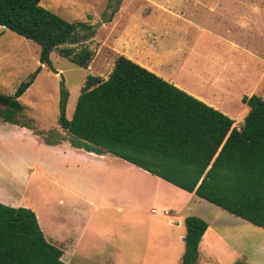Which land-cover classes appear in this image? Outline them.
Listing matches in <instances>:
<instances>
[{
    "label": "crops",
    "instance_id": "0c3cea01",
    "mask_svg": "<svg viewBox=\"0 0 264 264\" xmlns=\"http://www.w3.org/2000/svg\"><path fill=\"white\" fill-rule=\"evenodd\" d=\"M142 4L166 15V23L159 27L144 24L143 32L136 24L126 23L128 38L123 44V34L118 40L120 49L119 45L113 47L112 63L118 55L127 56L232 116L234 125L240 128L248 111L243 97L261 96L264 91V0H142ZM4 123L0 122V175L3 168L7 169L31 187V176L41 174L46 188L44 198L39 197L42 184L38 183L32 190L36 198L26 204L13 179H5L6 185L0 182V202L14 207L31 206L46 239L62 249V259L67 264H91V254L101 247V209L103 214H110L104 218H115V211L122 212L121 218H132L136 202L149 198V187L143 182L135 184L134 168L167 185L156 191L153 199L163 209L174 212L171 216L161 210L156 213L165 219V227H160L157 235L163 238L169 254H175L171 259L174 264L182 263L185 218L190 215L199 216L208 224L199 243L196 264L260 263L264 227L115 154H97L75 147L68 136L56 145L47 144L27 126ZM7 134L22 135L23 142L35 144L34 151L23 152L17 143L9 145ZM7 158H12L11 166L6 163ZM70 165L77 176L71 180L66 176ZM86 167L93 177L86 179L82 174ZM11 190L16 193L12 195ZM70 194L79 200L76 215L64 209ZM120 237L126 239L130 235L123 233ZM118 248L107 254L114 256Z\"/></svg>",
    "mask_w": 264,
    "mask_h": 264
},
{
    "label": "trees",
    "instance_id": "16d2710c",
    "mask_svg": "<svg viewBox=\"0 0 264 264\" xmlns=\"http://www.w3.org/2000/svg\"><path fill=\"white\" fill-rule=\"evenodd\" d=\"M108 8L101 23L111 22L118 11L112 2ZM0 25L41 46L40 66L14 93L0 92V119L35 131L22 119L25 107L19 97L43 65L57 72L51 59L54 50L87 68L96 55L87 41L97 28L85 20L71 21L42 6L41 0H0ZM69 96L63 78L58 122L73 146L115 154L264 227L262 96L243 97L248 111L238 128L223 111L123 54L117 56L107 79L88 75L71 118ZM37 134H45V142L52 145L66 139L54 131V138L46 132ZM185 224L181 264H196L208 224L195 215L187 216ZM62 255V249L46 239L33 209L0 202V264H67Z\"/></svg>",
    "mask_w": 264,
    "mask_h": 264
},
{
    "label": "rangeland",
    "instance_id": "374dc122",
    "mask_svg": "<svg viewBox=\"0 0 264 264\" xmlns=\"http://www.w3.org/2000/svg\"><path fill=\"white\" fill-rule=\"evenodd\" d=\"M111 2L118 7V11L111 22L101 23L103 12L105 10L110 11L108 5ZM41 5L71 21L85 20L97 28L96 35L87 41L91 49L98 51V55H95L89 68L76 64L69 58L62 56L58 50H54L51 53V59L57 72H54L47 65H43L35 82L23 96L19 97L25 107L22 119L35 129L34 133L46 132L49 138H54L51 135V132L54 131L56 134H61L62 137H67L68 134L58 122L61 80L64 78L70 91L67 116L71 117L76 99L86 83L88 75L92 74L104 79L112 71L111 69L114 67L112 59L114 60L113 53H115L113 47L119 45L118 40L123 34V44H125V39L128 38L125 35L126 23L136 24L142 30L144 24L151 27H159V25L165 24L167 16L155 11L151 8L152 6L142 4V0H121L120 2L119 0H41ZM40 48L39 43L0 25V92L14 93L19 84L40 66ZM118 48L120 49V45ZM261 96L264 99V91H261ZM0 122L4 123L1 119ZM237 123H239V120H237ZM38 135L43 138L46 136L45 134ZM6 139L9 145L17 143L19 149L23 152L26 150H28V153L34 151L35 144L30 141L23 142L22 135L7 134ZM9 153L10 156L13 155L11 151ZM11 159H6L9 166L12 164ZM2 170L3 172L0 175L2 185H6L5 179L12 178L15 180H12L13 185L18 188L20 196L24 194L26 204H30L31 200L36 198L35 191L32 190L38 183L42 184L39 197L44 198L46 186L45 179L41 174L31 176L33 182L29 187L24 178L22 183L19 178L10 175L7 169L3 168ZM42 170L45 172V169ZM81 172L86 176V179L90 176L93 177L88 167ZM134 173L135 184L141 185V182H143L149 187L150 196L149 198H146V196L145 198L140 197L143 200L136 202V207L138 206L139 209L136 207L132 209L130 214L132 218H121L122 212L120 211L113 212L112 216L115 218H104L110 214H103L102 209L99 211L101 217H103L100 218L102 221V235L98 240L101 247L99 250L95 249V254H91V264H108L109 262L110 264H174L171 259L175 254H169L170 250L162 240L163 238L157 235L158 229L165 227L163 223L165 219L151 211L152 207L163 210V206L158 204L153 197L156 191L167 188V185L136 168H134ZM66 174L69 180L77 177L71 165ZM136 177H138L139 182ZM11 193L13 195L16 192L11 190ZM134 193L137 195V188ZM66 198L68 200L64 202V209L67 212L69 211L71 215H76L79 204L77 196L70 194ZM29 208L32 207L29 206ZM123 233L129 234L130 237L121 238L120 236ZM116 246L119 248L114 256L107 254L109 250ZM258 256L261 260L259 264H264V252H259Z\"/></svg>",
    "mask_w": 264,
    "mask_h": 264
},
{
    "label": "built area",
    "instance_id": "2783aa9c",
    "mask_svg": "<svg viewBox=\"0 0 264 264\" xmlns=\"http://www.w3.org/2000/svg\"><path fill=\"white\" fill-rule=\"evenodd\" d=\"M151 211L153 212V213H157L158 211H160V210H158L157 208H152L151 209ZM161 213H163L164 215H168V216H171V215H174V212L172 211V210H170V209H163V210H161L160 211Z\"/></svg>",
    "mask_w": 264,
    "mask_h": 264
},
{
    "label": "bare ground",
    "instance_id": "6f19581e",
    "mask_svg": "<svg viewBox=\"0 0 264 264\" xmlns=\"http://www.w3.org/2000/svg\"><path fill=\"white\" fill-rule=\"evenodd\" d=\"M197 82V81H196ZM131 170V169H130Z\"/></svg>",
    "mask_w": 264,
    "mask_h": 264
}]
</instances>
